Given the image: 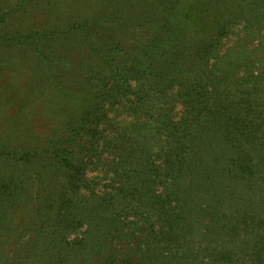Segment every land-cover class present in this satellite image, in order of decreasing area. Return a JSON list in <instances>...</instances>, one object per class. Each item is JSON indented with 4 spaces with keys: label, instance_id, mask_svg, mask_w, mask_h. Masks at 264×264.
Here are the masks:
<instances>
[{
    "label": "trees",
    "instance_id": "trees-1",
    "mask_svg": "<svg viewBox=\"0 0 264 264\" xmlns=\"http://www.w3.org/2000/svg\"><path fill=\"white\" fill-rule=\"evenodd\" d=\"M263 26L264 0H0V264H264Z\"/></svg>",
    "mask_w": 264,
    "mask_h": 264
},
{
    "label": "rangeland",
    "instance_id": "rangeland-1",
    "mask_svg": "<svg viewBox=\"0 0 264 264\" xmlns=\"http://www.w3.org/2000/svg\"><path fill=\"white\" fill-rule=\"evenodd\" d=\"M244 25V20H241L240 19L238 21H236L234 27H233V34H230L229 37L224 41V44L222 46V49L225 50L226 48H231L234 44V42L237 41L238 38H241L242 35H243V32H245V30L243 29L245 26ZM253 27V26H252ZM260 39H253L252 42H250V44L252 45H255L256 43H258L259 41L263 40L264 41V26L261 27L260 29V35L259 37ZM249 46V45H248ZM5 53H6V50H4ZM4 53V54H5ZM5 58V61H6V66L9 67V66H12V67H9L8 70L4 69L3 72H4V77L3 78H0V86L2 85H5L6 83H11L13 81V79L15 78H22L23 76L21 75L22 73L20 72H17L18 69L15 67L13 68L14 66L10 63L11 62V57L10 56H4ZM1 72V73H3ZM25 73V72H24ZM15 75V76H10V75ZM7 76H10V77H7ZM15 105V104H14ZM182 111H183V108L181 106V104H176L175 106V111L174 113L176 114L175 117H179L181 114H182ZM129 217L128 219H132V214L131 212L128 214ZM202 236H203V232H198L196 234H193L191 236V242L192 244L197 247L198 246H202L205 244L206 241H204L202 239ZM187 263H190V262H187Z\"/></svg>",
    "mask_w": 264,
    "mask_h": 264
}]
</instances>
